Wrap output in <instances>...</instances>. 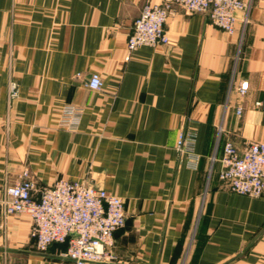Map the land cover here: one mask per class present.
<instances>
[{
	"label": "crops",
	"instance_id": "crops-1",
	"mask_svg": "<svg viewBox=\"0 0 264 264\" xmlns=\"http://www.w3.org/2000/svg\"><path fill=\"white\" fill-rule=\"evenodd\" d=\"M143 3L0 0V188L27 170L38 189L85 180L118 195L110 264H264V192L229 191L218 161L227 139L264 142V0L233 33L174 6L168 44L128 51ZM66 105L82 109L73 130L57 125ZM181 128L195 133V168L175 148ZM31 227L0 212V264H73L66 243L39 251Z\"/></svg>",
	"mask_w": 264,
	"mask_h": 264
},
{
	"label": "built area",
	"instance_id": "built-area-1",
	"mask_svg": "<svg viewBox=\"0 0 264 264\" xmlns=\"http://www.w3.org/2000/svg\"><path fill=\"white\" fill-rule=\"evenodd\" d=\"M251 0H144L139 15L132 23L126 48L132 51L141 45L168 44L170 38L165 29L167 18L174 6L187 12L207 13L219 29L233 33L242 30L248 22ZM87 87L93 91L102 88L98 73H92ZM247 82L239 84L242 96ZM9 95H17L16 84L9 82ZM261 105V101L254 103ZM241 107L237 108L240 113ZM81 107H63L57 125L73 130L81 116ZM221 129L218 127V133ZM195 133L179 129L175 148L180 155H187L188 165L195 168L199 156L194 153ZM215 158L212 157V161ZM219 179L234 193L259 197L264 192V142L247 141L238 150L229 139L223 143L218 159ZM38 192L35 195L34 192ZM0 212L3 216L25 213L32 220L31 236L39 251H45L54 242L66 243L62 253L73 264L117 262L112 251L113 233L125 222L122 199L85 180L58 179L50 185L37 188L28 171L22 172L19 181L0 188Z\"/></svg>",
	"mask_w": 264,
	"mask_h": 264
}]
</instances>
